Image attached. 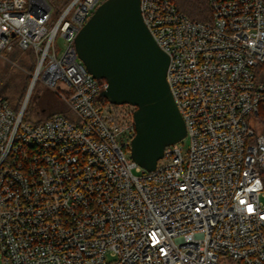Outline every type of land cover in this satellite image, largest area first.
Here are the masks:
<instances>
[{
  "label": "built area",
  "instance_id": "built-area-1",
  "mask_svg": "<svg viewBox=\"0 0 264 264\" xmlns=\"http://www.w3.org/2000/svg\"><path fill=\"white\" fill-rule=\"evenodd\" d=\"M105 1L0 0V61L36 57L24 102L0 95V264H264V0H209L207 23L141 0L190 141L151 172L131 158L137 108L77 53ZM37 83L72 117L25 121Z\"/></svg>",
  "mask_w": 264,
  "mask_h": 264
},
{
  "label": "water",
  "instance_id": "water-1",
  "mask_svg": "<svg viewBox=\"0 0 264 264\" xmlns=\"http://www.w3.org/2000/svg\"><path fill=\"white\" fill-rule=\"evenodd\" d=\"M75 44L88 71L107 82L101 96L137 108L131 158L154 171L165 149L182 142L187 130L167 81L170 58L146 26L141 0H106Z\"/></svg>",
  "mask_w": 264,
  "mask_h": 264
},
{
  "label": "rangeland",
  "instance_id": "rangeland-1",
  "mask_svg": "<svg viewBox=\"0 0 264 264\" xmlns=\"http://www.w3.org/2000/svg\"><path fill=\"white\" fill-rule=\"evenodd\" d=\"M57 43L62 48L63 40L61 38L57 39ZM4 55V58L0 61V95L12 101L15 107L17 104L19 107L24 102L31 88L36 57L34 66H31V55L22 52L18 47ZM57 90L64 94L60 88ZM27 112L28 118H26V121L30 124L44 122L55 115L72 117L70 108L60 95L54 89L44 87L41 83H37L34 86L27 106ZM180 146L183 153H186L189 149L190 141L185 139L180 143ZM134 173L139 174L136 171ZM261 202L264 204V192L261 196Z\"/></svg>",
  "mask_w": 264,
  "mask_h": 264
},
{
  "label": "trees",
  "instance_id": "trees-1",
  "mask_svg": "<svg viewBox=\"0 0 264 264\" xmlns=\"http://www.w3.org/2000/svg\"><path fill=\"white\" fill-rule=\"evenodd\" d=\"M57 9H59L64 0H49ZM176 8L178 11L183 14L185 17L190 19L192 22L196 23H207L211 21V9L209 5V0H173ZM31 55L30 63L31 66H34L35 64V56L32 53H29ZM107 101L106 99H104ZM10 101V100H9ZM12 106L14 108H18V104L16 107L13 105V102L10 101ZM26 118H28V112L26 110L25 113V121ZM50 118V117H49Z\"/></svg>",
  "mask_w": 264,
  "mask_h": 264
}]
</instances>
